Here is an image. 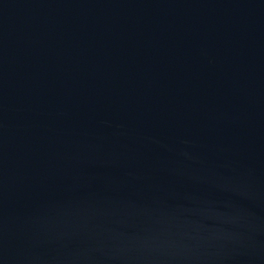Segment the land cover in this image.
<instances>
[{"label": "water", "instance_id": "obj_1", "mask_svg": "<svg viewBox=\"0 0 264 264\" xmlns=\"http://www.w3.org/2000/svg\"><path fill=\"white\" fill-rule=\"evenodd\" d=\"M0 264H264V0H0Z\"/></svg>", "mask_w": 264, "mask_h": 264}]
</instances>
